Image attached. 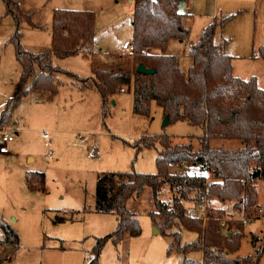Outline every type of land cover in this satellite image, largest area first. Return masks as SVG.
Returning <instances> with one entry per match:
<instances>
[{
  "label": "rangeland",
  "instance_id": "1",
  "mask_svg": "<svg viewBox=\"0 0 264 264\" xmlns=\"http://www.w3.org/2000/svg\"><path fill=\"white\" fill-rule=\"evenodd\" d=\"M12 1L19 3V12H8L6 0H0V113L15 95L21 79L22 68L12 41L16 34L23 49L32 53L48 50L52 42L56 9L94 12L96 34L94 44L88 46L86 53L65 58L52 55L53 66L61 70L55 74L56 82L60 84L54 97L49 98L47 89L31 91L12 112V120L15 114L23 129L17 131L19 135L10 143L11 155L0 154V223H7L18 232L20 245L14 252L12 246L3 244L4 234L0 227V264H88L97 242L93 233H104L102 236H106L113 231L107 230L110 217L87 211L96 207L99 177L110 171H118L115 170L117 168L121 171L134 169L137 172L157 173L160 144L139 150L133 145L134 142L142 136L150 141L151 137L148 136L165 132L173 137L171 145L191 144L193 150L197 151L201 147L199 136L203 130L184 121L164 126L162 109L155 102L152 103L151 117L136 115L132 111L130 95L122 91L115 97L116 104L113 102L115 99L109 101L107 114H104L99 92L95 88H79L80 80L92 76L95 68L109 69L120 65L124 69L131 68L125 64L130 53L122 49V44L132 39L134 0ZM185 1L181 0V9ZM238 1L219 0V7L224 8ZM191 3L199 15L191 37L194 39L199 38L203 25L209 20L201 16L214 11L215 0H191ZM263 3L264 0H260V8ZM256 11L249 10V48L241 50L236 42L240 38L234 44H238L235 45L239 47L238 53H243L239 55H249L238 59L237 71H243L248 79L255 77L258 85L261 81L262 86L264 60L257 57V52L264 44L260 42L264 41V23L262 20L255 23ZM182 13H185L184 10ZM183 45L177 44L171 51L182 54ZM114 54L124 55L126 59L112 58ZM181 59L180 66L185 70L186 60L183 56ZM30 83L28 81L26 86ZM125 89V92L129 91L127 86ZM236 142L239 141L214 139L211 146L231 150L236 147ZM192 165L190 161L176 164L170 168V172H200L198 167ZM32 171L46 173L44 185L47 191H31L26 175ZM206 172L209 178L213 177L211 171ZM169 188L165 186L160 197L171 202L173 192ZM257 190L259 202L264 204L263 180L257 183ZM130 207L139 219L141 235L125 238L117 245L109 240L98 264H181L185 257L183 253L174 250L168 254L173 239L164 233H155L156 226L149 215L150 211L155 210L153 190L147 188L140 198L136 197L130 202ZM202 208L196 215L205 217L208 210L205 206ZM235 213L233 206L226 210L222 219L226 223L225 232L237 230V222L240 221L234 218ZM258 214L260 219L264 218L261 206ZM58 217L64 219L57 221ZM241 219L247 220L241 228L244 237L233 256L253 255L256 248L250 239H255L257 248L263 251L259 264H264V219L252 223L245 217ZM196 239L195 232L182 230L183 243ZM12 256L10 261H3ZM187 257L201 260L202 252L196 251Z\"/></svg>",
  "mask_w": 264,
  "mask_h": 264
},
{
  "label": "trees",
  "instance_id": "2",
  "mask_svg": "<svg viewBox=\"0 0 264 264\" xmlns=\"http://www.w3.org/2000/svg\"><path fill=\"white\" fill-rule=\"evenodd\" d=\"M178 1L134 0L132 42L135 52L128 54L125 62L131 68L124 69L122 65L95 68L92 76L80 80L79 87L95 88L101 95L104 114H107L111 97L127 86L133 93L134 114L151 117L155 102L170 123L184 121L201 127V147L194 151L191 144L173 146L171 135L165 132L148 136L150 141L142 136L133 143L139 150L160 144L157 173L133 169L110 171L99 177L94 210L116 214L118 224L111 233L97 238L88 264H98L109 240L117 245L127 237L141 235L139 219L127 203L130 198L141 196L147 188L153 190L156 207L149 215L161 233L173 239L168 254L174 250L184 254L181 264H259L262 250H257L256 255L233 256L244 237L243 217L239 218L236 231L225 232L226 223L223 224L222 219L226 209L207 204V216H197L186 202L200 204L206 198H218L234 202L235 211L248 220L260 218L257 183L264 181V89L259 87L255 77L235 76L232 57L225 50L227 40L216 41L217 30L223 28L232 15L216 17L203 29L198 41L188 50L192 59L190 67L186 71L181 68L179 57L167 53L170 40L187 41L190 34L184 24L187 14L178 10ZM6 2L8 12L20 11L19 3ZM52 24L51 47L41 53L23 49L18 34L12 38L22 74L15 95L2 111L0 125L12 122L13 110L31 91L47 89L49 98L57 94L60 83L56 82L55 74L61 70L53 66L52 55L65 58L86 53L88 46L94 44L96 15L92 11L56 9ZM259 56L264 59V44L259 48ZM113 57L126 59L120 54ZM140 63L156 72L140 73L137 70ZM28 81L31 83L26 86ZM211 139L241 140L242 146L235 150L214 148ZM187 161L200 172H170L173 165ZM206 171H211L213 177L209 178ZM26 180L30 189L46 191L44 173H28ZM165 186L173 192L171 202L160 198ZM63 219L58 217L57 221ZM0 227L4 234L2 241L16 250L20 242L18 232L7 223H0ZM182 230L197 233V239L183 243ZM196 251L203 253L202 260L187 257Z\"/></svg>",
  "mask_w": 264,
  "mask_h": 264
},
{
  "label": "crops",
  "instance_id": "3",
  "mask_svg": "<svg viewBox=\"0 0 264 264\" xmlns=\"http://www.w3.org/2000/svg\"><path fill=\"white\" fill-rule=\"evenodd\" d=\"M129 1H132V0H129ZM242 1H247L246 3H244V2H242ZM180 2H181V0H179L178 1V10L180 11V10H182V12H183V10H184V12L187 14V17L185 18V22H184V24H185V26L187 27V28H189V30H190V34H189V38H188V40L187 41H181V40H178V39H172V40H170V42H169V45H168V50H167V53L168 54H170V55H176V56H178L179 57V59H180V64H181V62H182V59H181V56H183L184 58H185V60H186V67H185V70L184 71H186V70H188V68L190 67V65H191V63H192V59H191V57H189V55H188V50H189V48H190V46L192 45V44H194V43H196L197 41H198V39L200 38V36H199V38H196V37H194V39L193 38H191L192 37V34H193V30H194V25H195V22H196V20H197V18H199V15H197L196 14V12L194 11V7H193V5H192V3H191V0H186L185 1V3L183 4V9H181L180 7H182L181 5H180ZM238 3V4H237ZM237 3H235V4H229V5H226L224 8L223 7H219V0H215V4H214V11L212 12V13H210V14H208L207 16H201V17H204V18H206L208 21L203 25V27H202V29H201V31H200V35H201V33H202V31H203V29L210 23V22H212L216 17H228V16H233L228 22H227V24L223 27V28H221V29H219V30H217V33H216V41H221V40H223V39H226L227 40V44H226V48H225V50H226V53L229 55V56H231L232 57V66H233V73H234V75L235 76H238V77H240V78H242V79H248L249 77L247 76V75H243V71H237V68H238V66H237V61H238V59H240V58H245V57H247V56H249V55H239V54H243V53H238L239 51V47H237V46H235V45H240L241 47V50H247L248 48H249V46H250V41H251V35H250V33H251V31H250V22H251V14L249 13V10L251 9H255V10H257L256 12H255V23L257 24V21H260V20H262L263 21V23H264V3H263V6H262V8H260V0H239ZM243 4H245V5H243ZM235 8H237V9H235ZM250 8V9H249ZM219 9L221 10V13H223L224 15H222V14H219ZM258 10H259V12H258ZM181 12V11H180ZM257 14H259L258 16H257ZM231 28V29H230ZM233 28V29H232ZM237 38H240L239 39V41L238 40H236ZM195 39H197L196 41H195ZM132 40V39H131ZM236 40V42L238 43V44H234V41ZM126 41V40H125ZM262 44H263V42L264 41H260ZM177 44H184L183 45V50H182V54H177V53H173L172 51H171V48L172 47H176L177 46ZM261 44V45H262ZM125 51V50H124ZM128 53V52H127ZM257 57L258 58H260V59H263V58H261L260 56H259V53L257 52ZM255 56H256V54H255ZM264 60V59H263ZM260 83H261V81H260ZM259 83V85H260V87H262V88H264V85H262L261 86V84ZM80 88V87H79ZM81 89H84V88H81ZM92 89V88H91ZM121 92V91H120ZM121 93H128L129 95H130V98H131V103H132V111H133V93H132V91L131 90H129L128 92H125V91H122ZM100 94V93H99ZM119 93H117V94H115V95H113L112 97H111V99H115V97L118 95ZM27 96V95H26ZM101 96V95H100ZM102 99V98H101ZM114 101V103L116 104V99L115 100H113ZM6 104V103H5ZM161 113H162V117L164 118V116H163V110H161ZM0 114H2V111H1V113ZM1 116V115H0ZM12 122L13 123H7L6 125H4V126H8V127H10V128H12L13 129V131H14V133H15V136L16 135H19V132H17L18 130H22L21 129V121L19 120V118L17 117V116H15V114L13 115V120H12ZM171 124V123H170ZM203 134V133H202ZM189 137V136H188ZM171 138H173L172 137V135H171ZM199 138H200V136H199ZM16 139V138H15ZM15 139L12 141V142H14L15 141ZM214 139H211V145H212V141H213ZM225 140H228V139H225ZM230 140V139H229ZM233 141H239V142H236L237 144H236V147L234 148V149H231V150H235V149H239L241 146H242V141L241 140H233ZM223 148H225V147H223ZM11 153H12V148H11V144H10V152L9 153H2V152H0V154L1 155H4V156H9V155H11ZM158 157V156H157ZM115 170H118V171H121V169H115ZM33 172H39V171H32V172H27V175H28V173H33ZM40 173H44V172H40ZM45 174V180H46V173H44ZM27 175H26V179H27ZM207 175V174H206ZM37 181L36 182H38V179H36ZM27 181V180H26ZM170 189V188H169ZM171 190V189H170ZM31 191L34 193L35 191H38V189H31ZM47 191V190H46ZM32 192H30V193H32ZM35 195V194H34ZM136 197H132V198H130L129 200H128V203H127V206H128V208L133 212V213H135L132 209H131V207H130V202L133 200V199H135ZM138 198H140V196L138 197ZM161 198V197H160ZM162 199V198H161ZM164 200V199H163ZM187 202H189L188 204H186L187 205V207H189V208H194L193 210H191L192 211V213L194 212V215H196L197 213H199V210H201V209H203L202 207L203 206H207V204H209V205H214V207H216V208H224V209H226V210H229V209H231L232 208V206H233V203L231 202V201H222V200H220V199H218V198H207V199H205V201L203 202V203H200V204H192L191 205V203H193L194 201H187ZM186 202V203H187ZM153 203H154V199H153ZM259 204H260V206L262 207V211H263V213H264V204H261L260 202H259ZM154 205H155V203H154ZM95 209V208H94ZM94 209H89V210H87V209H84V211H88V212H90V213H97V214H102V215H106V216H108V217H110L109 218V226H108V228H107V230H110V231H112V230H114L115 228H116V226H117V224H118V216L116 215V214H112V213H98V212H95V210ZM155 209H156V207H155ZM152 211H154V210H152ZM151 212V211H150ZM149 212V213H150ZM236 213V216H234V218H241V216L242 217H244V215L242 214V213H240L239 211H235ZM136 214V213H135ZM241 215V216H240ZM264 215V214H263ZM198 216V215H197ZM261 219H264L263 217L261 218ZM260 218H258V219H254V220H251V222L250 223H252L253 221H256V220H261ZM247 223V222H246ZM249 223V224H250ZM249 224H247V226L249 225ZM156 226V225H155ZM107 232V231H106ZM161 232V231H160ZM159 232V233H160ZM250 232H252V231H250ZM253 233H258V232H253ZM93 234H95V235H93V236H95V241L97 240V238H99V237H97V236H102V234H104V233H99V232H95V233H93ZM197 234V233H196ZM103 237V236H102ZM197 237H198V235H197ZM128 238V237H127ZM130 238H134V237H130ZM251 240V242H252V244L254 245V247L256 248V252H257V250H259V248H257V241L255 240V239H250ZM3 242V241H2ZM3 244H6V243H4L3 242ZM19 245H20V242H19ZM17 250H18V248H17ZM17 250H14L13 249V251L14 252H16ZM260 250H262V249H260ZM256 252L253 254V255H255L256 254ZM263 252V251H262ZM193 253V252H192ZM13 258V256L11 257V259ZM10 259V260H11ZM193 259H196V258H193ZM202 259H203V253H202ZM201 259V260H202ZM9 260V261H10Z\"/></svg>",
  "mask_w": 264,
  "mask_h": 264
},
{
  "label": "built area",
  "instance_id": "4",
  "mask_svg": "<svg viewBox=\"0 0 264 264\" xmlns=\"http://www.w3.org/2000/svg\"><path fill=\"white\" fill-rule=\"evenodd\" d=\"M122 49L125 50L126 52L130 53V54H133L135 52V50H134V45H133L132 40L124 41L122 44ZM121 91H126V89L122 88ZM14 139H15V133H14L13 129L8 127V126L0 125V152L6 153V154L9 153L10 152V143ZM246 222H247V220H244V223H246ZM224 223L225 222H223V224Z\"/></svg>",
  "mask_w": 264,
  "mask_h": 264
},
{
  "label": "water",
  "instance_id": "5",
  "mask_svg": "<svg viewBox=\"0 0 264 264\" xmlns=\"http://www.w3.org/2000/svg\"><path fill=\"white\" fill-rule=\"evenodd\" d=\"M133 1V0H132ZM137 70L142 73V74H154L156 72V70L154 68H148L145 64L143 63H140L138 65V68ZM114 102V101H113ZM170 124V120H169V117L168 116H165L164 117V120H163V125L164 126H168ZM160 230L159 228L156 226L155 228V233H159Z\"/></svg>",
  "mask_w": 264,
  "mask_h": 264
}]
</instances>
